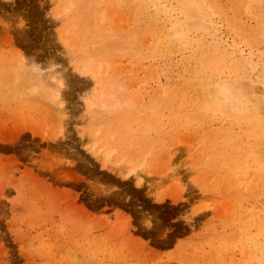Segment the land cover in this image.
<instances>
[{
    "label": "rangeland",
    "instance_id": "obj_1",
    "mask_svg": "<svg viewBox=\"0 0 264 264\" xmlns=\"http://www.w3.org/2000/svg\"><path fill=\"white\" fill-rule=\"evenodd\" d=\"M0 264H264V0H0Z\"/></svg>",
    "mask_w": 264,
    "mask_h": 264
},
{
    "label": "clouds",
    "instance_id": "obj_2",
    "mask_svg": "<svg viewBox=\"0 0 264 264\" xmlns=\"http://www.w3.org/2000/svg\"><path fill=\"white\" fill-rule=\"evenodd\" d=\"M57 55H60V54L57 53ZM32 61L33 63L30 67L33 68L35 71H37L40 75L47 76L49 83H50V90L53 93L60 92L62 89V84H63L62 76H63L64 71L66 70L64 65L57 63L55 61V58L49 59L46 62L47 67H44L43 64L37 63L34 57L32 58ZM177 219H179V217ZM153 221H154V218L149 217V218L143 219L141 221V224L146 230L150 231L154 227Z\"/></svg>",
    "mask_w": 264,
    "mask_h": 264
},
{
    "label": "bare ground",
    "instance_id": "obj_3",
    "mask_svg": "<svg viewBox=\"0 0 264 264\" xmlns=\"http://www.w3.org/2000/svg\"><path fill=\"white\" fill-rule=\"evenodd\" d=\"M55 94H56V93H55ZM111 102H112V101H111ZM109 106H110V105H109ZM103 108H104V109H106V108H107L106 104H103ZM108 109H109V108H108ZM108 109H107V110H108ZM93 146L95 147V145H93ZM94 147H93V148H94ZM95 149H96V148H95ZM93 150H94V149H93ZM109 153H110V152H109ZM105 155H106V154H105ZM129 172H130V171H129ZM130 174H131V173H130ZM130 174H128V175H127V177H129V176H130Z\"/></svg>",
    "mask_w": 264,
    "mask_h": 264
}]
</instances>
